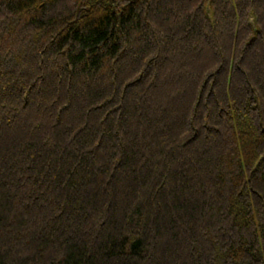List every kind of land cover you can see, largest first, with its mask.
Here are the masks:
<instances>
[{"label": "trees", "instance_id": "trees-1", "mask_svg": "<svg viewBox=\"0 0 264 264\" xmlns=\"http://www.w3.org/2000/svg\"><path fill=\"white\" fill-rule=\"evenodd\" d=\"M0 264H264V0H0Z\"/></svg>", "mask_w": 264, "mask_h": 264}]
</instances>
